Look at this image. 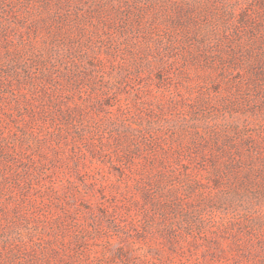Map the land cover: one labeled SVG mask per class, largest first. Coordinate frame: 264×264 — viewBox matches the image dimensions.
I'll return each instance as SVG.
<instances>
[{"label": "rangeland", "instance_id": "1", "mask_svg": "<svg viewBox=\"0 0 264 264\" xmlns=\"http://www.w3.org/2000/svg\"><path fill=\"white\" fill-rule=\"evenodd\" d=\"M47 1L0 4V264H264V0Z\"/></svg>", "mask_w": 264, "mask_h": 264}, {"label": "trees", "instance_id": "2", "mask_svg": "<svg viewBox=\"0 0 264 264\" xmlns=\"http://www.w3.org/2000/svg\"><path fill=\"white\" fill-rule=\"evenodd\" d=\"M2 1L3 0H0V4L2 3ZM50 2H45L46 4L45 5H47L46 7H44V6H42L43 7V9H45V14L44 13H42V12H40V18L42 19V20H46V19H49V20H52V21H56V20H59V21H57L56 22V24L58 25V24H61L60 26H62V25H64L65 23V21H67L66 19H65V16H67L66 15V10L61 6V4H59V5H57V3L55 4V8L56 9H52V8H50V4H51V0H49ZM81 11V9L80 8H76V10H75V12L72 14L73 15V17H75V20H73L74 21V24L73 25H71L70 24V29H75L76 30V32L79 30L80 31V26H85L84 24H86L85 23V20L82 22V21H80L78 18H82V17H84V16H86V14L85 13H83V12H80ZM183 15V13L182 14H180L178 17H180V16H182ZM31 17H33L32 15H31ZM57 17V19H55ZM68 17V19H70V18H72V16H67ZM90 18H91V15H90ZM0 19H2L3 20V18H0ZM92 19H94V18H92ZM243 19V18H242ZM243 21H245L244 19L242 20V22ZM5 24H2V26H1V28L4 30L5 29V27H10V25L8 24V22L7 21H3ZM68 23H69V20H68ZM67 23V24H68ZM66 24V25H67ZM244 24H246V23H244ZM182 25V23H180V25L179 26H181ZM0 28V29H1ZM253 29H255V28H253ZM252 29V30H253ZM78 33V32H77ZM22 37V36H21ZM168 37V36H167ZM83 38L81 37L79 40H82ZM79 40H78V43L79 44H82V43H80L79 42ZM167 42L169 41V42H171L172 40H171V38L170 37H168L167 39ZM260 42L261 41H263V39H260L259 40ZM75 43V41H73V44ZM70 46V45H72V43H70V44H58V45H56V46H62V47H65V46ZM83 45V44H82ZM79 46V45H78ZM11 49H13L12 50V52H17L19 55H15V54H10V55H8L7 57H6V59H8V61H6V62H11V60L13 61V66H17V67H15V69L16 68H18V66L19 65H21L22 64V62L20 63V60L21 59H24V57L25 56H29V58H30V61L32 62V63H34V59H36V56H35V48H34V45L33 44H26V43H24V41L22 40H19L17 43H16V46H12V48ZM259 49V48H258ZM261 49V51L264 53V49H262V48H260ZM259 51V50H258ZM70 54H72V52H67L66 54H65V56H64V58H66V57H68ZM4 60V58L2 59V57H0V67H1V65H2V61ZM23 61V60H22ZM258 63H261L263 66H264V56L262 57L261 55H260V57H258V59L256 60ZM13 70V72L12 73H15V70L14 69H12ZM17 73H19V72H17Z\"/></svg>", "mask_w": 264, "mask_h": 264}]
</instances>
